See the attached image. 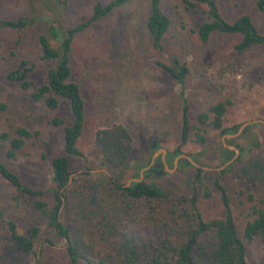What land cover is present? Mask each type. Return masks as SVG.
<instances>
[{
	"label": "rangeland",
	"instance_id": "rangeland-1",
	"mask_svg": "<svg viewBox=\"0 0 264 264\" xmlns=\"http://www.w3.org/2000/svg\"><path fill=\"white\" fill-rule=\"evenodd\" d=\"M95 1L53 0L50 4L49 0H0L1 18L20 15L36 18L20 31L0 29V130L15 135V128L22 125L33 133L15 158L7 156L8 141L0 139V159L23 182L43 189V198L49 204L53 203L50 189L56 187L50 158L62 152V128L50 120L55 115L69 117L68 106L60 99L59 108L49 109L42 101L32 100L30 91L7 79L6 74L21 58H27L35 64L29 73L32 89L44 83L45 70L52 61L40 57L39 34L45 33L56 46L58 43L48 26H74L91 14ZM216 1L228 20L248 13L257 29L264 32V11L258 10L256 0ZM162 8L171 20L164 37L165 50L186 62L190 69L182 89L156 64V60L166 58L151 45L145 25L148 0H128L76 34L72 78L80 83L87 121L78 142L83 155L69 157L73 176L80 175L86 168H91L92 172L104 171L102 157L93 146L95 131L119 122L132 134L134 160L147 159L148 143L152 138L158 139L161 147L152 152V156H161L165 173L153 180L173 194L191 195L196 188L206 219L224 213L220 191L214 184L218 177L226 189L238 233L242 235L250 206H262L264 199V46L237 53L233 46L239 36L222 32H214L208 41L202 42L196 30L207 20L205 6L189 7L184 0H162ZM182 98L188 101L192 121L197 112L226 98L231 104L223 117L225 126L256 120L234 135L220 134L212 126H205L202 144L195 141L191 133L182 146V154L190 153L203 167L202 177L196 184L193 183V167H178L182 154L173 159L171 166L165 161L166 154L181 141ZM222 146L231 149L239 146L242 151L236 147L238 151L234 149L233 158L223 163ZM228 164L227 170L221 172ZM34 199L35 196L18 191L0 176L3 218L13 220L18 232L24 234L34 225L39 227L34 252L24 253L17 249L0 219V264H50L49 255H40L43 244L48 242L46 239H51L56 248L63 246L64 240L50 231L46 217L34 206ZM245 244L246 264H264L260 238L256 236ZM80 264L88 263L81 260Z\"/></svg>",
	"mask_w": 264,
	"mask_h": 264
},
{
	"label": "trees",
	"instance_id": "trees-1",
	"mask_svg": "<svg viewBox=\"0 0 264 264\" xmlns=\"http://www.w3.org/2000/svg\"><path fill=\"white\" fill-rule=\"evenodd\" d=\"M53 0H49L51 4ZM128 0H97L91 14L74 26L61 27L49 25L48 31L57 41L53 45L45 33L38 36L41 59L52 61L45 70V82L32 89L33 82L29 73L35 67L34 62L21 58L11 68L6 77L23 89L30 91L34 101H42L49 109L60 107L65 100L69 117L55 115L50 122L62 128V152L51 156L50 168L56 187L51 188L53 203L43 197L45 191L23 182L20 176L0 159V176L22 193L35 196L34 206L46 217L47 225L53 234L64 240L61 248L53 246L47 238L40 251L41 257L49 255L50 264H246V244L258 236L264 254V199L262 206L252 204L246 218L242 235H239L225 187L214 179L220 191L223 215L204 218L199 206V196L194 189L191 195L173 194L165 191L156 181L165 173V163L156 156L151 163L152 152L160 148L157 138H152L147 146L148 158L133 159V137L130 130L119 122L97 128L93 146L102 157V167L106 171L92 172L86 168L78 176H73L70 156H82L78 146L86 125V102L80 83L72 78L73 41L76 34L83 32L109 15L114 9ZM189 7L203 5L207 20L197 28L198 38L202 42L209 40L214 32L236 34L238 41L234 50L241 53L254 46H264V32L257 29L248 13L228 20L219 9L216 0H184ZM46 2V1H45ZM47 3V2H46ZM256 7L264 11V0H256ZM36 18L20 15L16 18H1L0 29L11 28L17 31L33 24ZM171 20L162 8V0H148V13L145 25L153 48L164 55L166 60H156V64L165 70L181 89L190 72L186 62L167 54L164 37L170 28ZM230 99L226 98L210 104L196 113L195 121L189 114L186 98H182L181 141L166 154L165 161L172 165L177 156L184 153L182 146L190 139L205 142V126H212L220 134H235L241 124L225 126L223 117ZM15 135L0 130V139L8 141L6 154L15 158L25 140L32 131L25 126H17ZM227 142H231L226 138ZM240 149L239 146H236ZM240 151H242L240 149ZM234 149L222 146L220 158L223 163L235 155ZM188 157L196 161L192 164L186 156L178 159V167L194 168L196 184L202 177L203 167L190 153ZM237 159V158H236ZM235 159V160H236ZM132 180L129 177H140ZM228 164L221 172H225ZM129 173V174H128ZM64 197V200H62ZM252 199V196H249ZM0 219L4 221L10 236L18 250L24 253L34 252L39 236V227L34 225L29 232H18L16 223L5 219L0 209ZM37 253V252H35Z\"/></svg>",
	"mask_w": 264,
	"mask_h": 264
},
{
	"label": "water",
	"instance_id": "water-1",
	"mask_svg": "<svg viewBox=\"0 0 264 264\" xmlns=\"http://www.w3.org/2000/svg\"><path fill=\"white\" fill-rule=\"evenodd\" d=\"M254 121H256V120H249V121H247V122H244L243 124H241L240 125V127H239V129H238V131H237V133L244 127V126H246L247 124H249V123H251V122H254ZM260 121H262V120H260ZM236 134V133H235ZM228 135H234V134H228ZM236 151H238V149L236 148V147H234V146H232ZM183 156H186V157H188V155H186V154H182ZM189 159H190V161L193 163V164H195V165H198L194 160H192L190 157H188ZM153 160H154V156H152V158H151V163H150V165L152 164V162H153ZM175 163H176V160H175ZM149 166H146V167H144V168H142L141 169V172H140V177L139 178H135V177H133V178H131V179H129L128 180V182L126 183V185H128L129 183H130V181H132V180H140L142 177H143V171L146 169V168H148ZM103 170V169H102ZM104 171H106L105 169H104ZM72 177H73V173L70 175V178H69V182L72 180ZM62 200H64V197H62Z\"/></svg>",
	"mask_w": 264,
	"mask_h": 264
}]
</instances>
